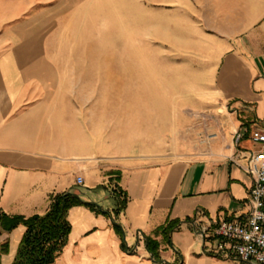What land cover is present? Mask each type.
Segmentation results:
<instances>
[{"label": "crops", "instance_id": "crops-1", "mask_svg": "<svg viewBox=\"0 0 264 264\" xmlns=\"http://www.w3.org/2000/svg\"><path fill=\"white\" fill-rule=\"evenodd\" d=\"M122 4L174 11L178 29L137 36L206 39L212 80L206 108L220 137L211 152L167 161L128 158L109 165L103 175L101 151L56 145L53 69L42 56L39 23L78 21L86 28L87 7L100 0H0V218L44 216L56 197L72 194L85 205L68 212L67 245L54 264H242L207 253L202 239L210 224L248 212L253 187L249 175L229 158L258 149L250 139L264 133V0H126ZM134 22V14L131 17ZM55 33V26L50 29ZM170 32H173L170 33ZM135 36V35H134ZM228 108L221 116L220 105ZM248 131L239 147L235 134ZM207 150V148H206ZM194 158V159H193ZM85 186H78L83 177ZM121 193V194H120ZM126 199L125 209L117 213ZM179 221L165 242L157 230ZM26 227L7 231L0 223V264L16 261ZM147 238L159 244L157 259Z\"/></svg>", "mask_w": 264, "mask_h": 264}, {"label": "rangeland", "instance_id": "rangeland-1", "mask_svg": "<svg viewBox=\"0 0 264 264\" xmlns=\"http://www.w3.org/2000/svg\"><path fill=\"white\" fill-rule=\"evenodd\" d=\"M100 1L106 4L87 7L86 28L71 21L39 23L34 31L53 63L39 72L53 79L56 145L78 149L86 141L88 151L106 157L103 175L128 158L175 161L211 152L220 137L212 120L223 119H212L205 106L208 55L192 52L206 51V39L137 36L176 31L173 20L163 21L173 19V9ZM230 110L218 107L221 116Z\"/></svg>", "mask_w": 264, "mask_h": 264}, {"label": "built area", "instance_id": "built-area-1", "mask_svg": "<svg viewBox=\"0 0 264 264\" xmlns=\"http://www.w3.org/2000/svg\"><path fill=\"white\" fill-rule=\"evenodd\" d=\"M247 134V130L235 134L237 147ZM250 139L257 150H240L229 158L253 181L247 199L248 212L241 217L210 224L203 231L202 239L211 256L242 264H264V133L254 132ZM77 185L85 186L83 177H78Z\"/></svg>", "mask_w": 264, "mask_h": 264}, {"label": "trees", "instance_id": "trees-1", "mask_svg": "<svg viewBox=\"0 0 264 264\" xmlns=\"http://www.w3.org/2000/svg\"><path fill=\"white\" fill-rule=\"evenodd\" d=\"M80 205L95 209L94 205L85 203L79 196L67 194L56 197L50 211L44 216H34L28 219L15 218L8 224L4 221L9 218L2 215L0 223L5 230L12 231L19 225L26 227V233L13 264H54L64 251L72 230L68 212ZM126 205L127 200H121L117 213L122 212ZM179 225V221L170 222L160 227L156 234L161 235L165 242L170 243V236L179 228ZM159 247L160 244L156 240L147 238V249L155 259L158 257Z\"/></svg>", "mask_w": 264, "mask_h": 264}]
</instances>
